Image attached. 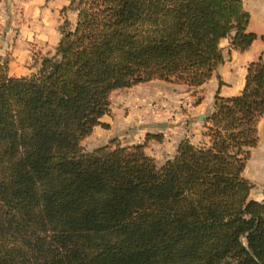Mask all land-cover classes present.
Masks as SVG:
<instances>
[{"label": "trees", "instance_id": "1", "mask_svg": "<svg viewBox=\"0 0 264 264\" xmlns=\"http://www.w3.org/2000/svg\"><path fill=\"white\" fill-rule=\"evenodd\" d=\"M53 52L14 76L0 60V264H264V186L243 175L264 114V58L238 94L213 98L207 144L158 164L143 143L81 144L113 89L194 87L242 51V0H68ZM264 43V34L259 35ZM160 140L159 134H145Z\"/></svg>", "mask_w": 264, "mask_h": 264}, {"label": "crops", "instance_id": "2", "mask_svg": "<svg viewBox=\"0 0 264 264\" xmlns=\"http://www.w3.org/2000/svg\"><path fill=\"white\" fill-rule=\"evenodd\" d=\"M19 1L21 7L17 15L9 13L5 4L0 9V60L7 62V72L14 76L28 75L38 67L39 61L34 60L31 49L40 53L53 50L60 36L57 27L59 9L68 3V0ZM253 3L263 8V13L254 19L255 24L251 28L247 23V30L254 31L257 36L246 49H234L226 37L220 38L222 61L206 81L194 87L152 79L113 89L109 94V110L99 118L107 127L94 125L81 141L83 148L91 150L105 144L113 146L112 140L121 145L144 142V151L160 164L174 155L178 142L183 138L193 144H207L204 119L212 110L214 95L238 94L243 87L248 62L258 56L264 58V43L259 38L264 34V0H253ZM251 16L249 12V23ZM75 18L76 13L73 23ZM263 119L264 114L256 124L257 144L251 148L256 150L253 153L259 162L253 173L259 177L264 174V140L260 143L258 126ZM146 133L159 134L161 138L145 140ZM245 169L246 162L243 172Z\"/></svg>", "mask_w": 264, "mask_h": 264}, {"label": "rangeland", "instance_id": "3", "mask_svg": "<svg viewBox=\"0 0 264 264\" xmlns=\"http://www.w3.org/2000/svg\"><path fill=\"white\" fill-rule=\"evenodd\" d=\"M46 1H48V0H46ZM20 2L21 1H19V0H0V9L2 10L4 8V4H5L8 7V10H9L8 12L9 13H11L13 15H17L20 12V7H21V3ZM242 3H243L244 8L248 12H250L251 15H252L251 16V22L250 23L248 22V27L251 28L255 24V20L254 19H258L260 13H263V8H260V6H256V4L253 3V0H242ZM61 7H60V9H61ZM75 13L76 12H75V10L73 8H67L64 11H62V13H59L60 21L57 24V27L62 23L64 18H66L69 21L70 26H72L74 24L73 20H74V17H75ZM52 52H53V50H51V52L40 53L36 49H31V53H32V56H33L35 61H39L40 58L43 55H49ZM36 69H37V67H36ZM36 69L34 71H31L29 74L35 72ZM174 105H175L174 109L176 110L177 109L176 102H175ZM183 108L186 109L185 107H183ZM258 126H259V133H260V135H259L260 143H262V140H264V119L259 122ZM112 143H116V142H114V140H112ZM195 144L196 145H200L199 143H195ZM109 146L112 147V144H109ZM255 151H256L255 149L252 150L250 148V150H249V158H248V160H246V169L244 170L243 174L252 183V187L249 190L248 196L250 198H253V199H256V200H260L262 198V194H260V193H261V190H262V188L264 186V174H263L262 177H259L258 174L253 173L255 171L254 167H256V169L259 167L258 166L259 162H258L257 158L255 157V155L253 153Z\"/></svg>", "mask_w": 264, "mask_h": 264}, {"label": "water", "instance_id": "4", "mask_svg": "<svg viewBox=\"0 0 264 264\" xmlns=\"http://www.w3.org/2000/svg\"><path fill=\"white\" fill-rule=\"evenodd\" d=\"M212 110H213V107H212ZM212 110H211V111H212ZM198 118H201V115H199Z\"/></svg>", "mask_w": 264, "mask_h": 264}]
</instances>
